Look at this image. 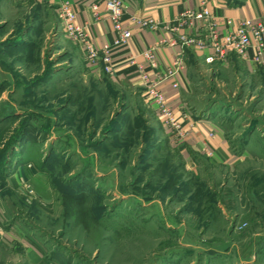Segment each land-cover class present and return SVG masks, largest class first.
<instances>
[{"label":"rangeland","instance_id":"rangeland-1","mask_svg":"<svg viewBox=\"0 0 264 264\" xmlns=\"http://www.w3.org/2000/svg\"><path fill=\"white\" fill-rule=\"evenodd\" d=\"M71 43L57 8L0 0V221L13 237L0 264H264L263 77L198 68L190 107L224 125L236 159L206 153L191 169L144 90L95 76ZM62 191L89 198L90 229L64 217Z\"/></svg>","mask_w":264,"mask_h":264},{"label":"crops","instance_id":"crops-1","mask_svg":"<svg viewBox=\"0 0 264 264\" xmlns=\"http://www.w3.org/2000/svg\"><path fill=\"white\" fill-rule=\"evenodd\" d=\"M38 4L48 5L51 8H58L65 3H70L77 14L76 24L85 26L93 34L94 44L98 49L113 44L115 40V29L104 5H99V18L96 20L93 6L96 0H34ZM205 5L209 11L216 17L219 33L227 34L234 31L241 21H250L252 23H261L264 21V0H124L125 14L122 21L124 29L132 33L129 42L118 49H114L113 63L115 65V74L111 78L117 83L129 84L130 86L143 90V83L133 71L130 60L134 59L138 64L147 67V63L142 53L148 49L156 48V57L160 69L174 68L178 53L181 48L177 45L166 44L160 46L162 41H170L173 38L167 27L174 28L177 25V19L188 11L199 10ZM133 19L153 20L161 24V29L152 31L145 29ZM227 20L232 21V25L227 27ZM188 30H182L181 33ZM70 41V40H69ZM171 42V41H170ZM169 43V42H168ZM73 44V43H71ZM181 64L180 70L174 77L164 82L161 86L168 106L173 111L177 120L182 123L185 131V138L177 143L169 129L166 132L171 135L176 148L179 149L186 164L194 169L197 156L205 155L209 151L213 160L218 163L223 160L232 163L235 156L231 152V144L224 125L219 120L213 118H204L195 116L190 107V97L194 92V78L198 68H211L212 70H230L238 65L244 69V74L248 77L261 75L264 79V70L252 63L244 62L233 55L224 62H218L212 50L201 51L193 48L186 51V55ZM91 71H96L100 66H88ZM150 72V71H149ZM200 72V71H198ZM151 73V72H150ZM153 76V73L151 74ZM177 85V87H175ZM143 91V98L145 99ZM147 105H149L146 102ZM151 108L156 112L160 122L156 106ZM184 110H189L191 118L183 119ZM164 124V123H163ZM247 151H243L245 155ZM25 168H17L12 174L10 180L21 182L19 176H26ZM46 173L34 175L35 184L42 187L49 186V179ZM27 177V176H26ZM15 178V179H14ZM39 190V187H38ZM1 211V210H0ZM12 241V240H11ZM8 241L7 244H9Z\"/></svg>","mask_w":264,"mask_h":264},{"label":"built area","instance_id":"built-area-1","mask_svg":"<svg viewBox=\"0 0 264 264\" xmlns=\"http://www.w3.org/2000/svg\"><path fill=\"white\" fill-rule=\"evenodd\" d=\"M28 1V0H26ZM93 6L96 20L99 18V5L106 6L108 13L115 29V40L112 45L98 49L94 44L93 34L88 27L76 24L77 14L70 3H65L57 8V15L60 21L63 34L72 41L81 51L84 61L88 66H100L95 71V76L107 74L113 76L115 65L113 63L114 49L125 46L132 38V33L122 26L125 14L124 0H96ZM205 5L199 10L188 11L177 19L176 27L169 28L173 33L170 41H162L160 46L171 44L181 48L178 53L174 68L160 69L156 57V48H151L142 53L147 63V67L138 64L134 59L130 60L132 71L140 77L146 102L156 106L157 112L162 119L164 127L169 129L179 143L186 134L182 123L177 120L173 111L168 106L161 86L164 82L171 79L180 70L183 60L186 59V51L196 48L201 51L210 49L214 52L218 62H224L231 56L235 55L244 62L251 61L254 65L264 70V21L261 23H252L250 21H241L234 31L227 34H220L216 17L209 11ZM145 29L158 31L161 24L153 20L133 19ZM227 27L232 25L231 20H227ZM182 30H188L181 33ZM169 42V43H168ZM151 73H150V72ZM153 73V76L151 74ZM177 87V85H175ZM191 113L184 110L183 119L189 120ZM206 153H210L205 150ZM10 231H7L0 221V244L7 245L8 241L13 240Z\"/></svg>","mask_w":264,"mask_h":264},{"label":"trees","instance_id":"trees-1","mask_svg":"<svg viewBox=\"0 0 264 264\" xmlns=\"http://www.w3.org/2000/svg\"><path fill=\"white\" fill-rule=\"evenodd\" d=\"M18 141L11 144V149L15 155V149L17 145H22L30 140H34V135L32 131H26ZM175 183H173L174 185ZM62 201L64 207V217L68 219L75 218L77 223L81 225L86 230L90 229L91 224L96 222L95 215L92 209L89 207V198L86 195H76L69 193L67 191H62Z\"/></svg>","mask_w":264,"mask_h":264}]
</instances>
